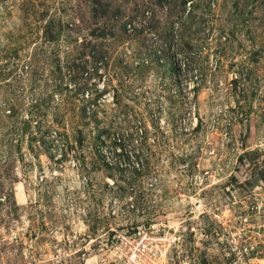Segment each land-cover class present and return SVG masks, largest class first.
<instances>
[{
	"label": "rangeland",
	"instance_id": "374dc122",
	"mask_svg": "<svg viewBox=\"0 0 264 264\" xmlns=\"http://www.w3.org/2000/svg\"><path fill=\"white\" fill-rule=\"evenodd\" d=\"M139 229L264 264V0H0V264H127Z\"/></svg>",
	"mask_w": 264,
	"mask_h": 264
},
{
	"label": "built area",
	"instance_id": "2783aa9c",
	"mask_svg": "<svg viewBox=\"0 0 264 264\" xmlns=\"http://www.w3.org/2000/svg\"><path fill=\"white\" fill-rule=\"evenodd\" d=\"M143 17L138 18L137 22L133 19L128 20L129 22L125 23V27L127 31H131L134 29L133 23H143L144 21L148 19L149 16V10L145 9L142 12ZM147 24V23H146ZM140 27L143 26V24L139 25ZM101 64V62H100ZM99 72L101 74L102 79L98 82L97 87L99 89L104 88V74L101 68H99ZM188 85H186L187 87ZM194 85H191L189 89H193ZM194 104H190L187 109V115L191 116L192 119V125L195 126L197 123V119L194 115ZM51 136L54 138V140L57 141V138L59 137L61 139V143L59 144L60 147H65L64 150H66V141L62 137L58 136L56 131H52ZM70 152H73L72 149H70ZM68 154V152H67ZM64 155V153H62ZM61 156V153L57 155ZM153 240V236L144 229H139L135 231L134 233L129 234L128 232H125L123 234L119 235V245L122 248L123 257L124 260L127 262V264H159L156 258L153 256V254L150 252V244Z\"/></svg>",
	"mask_w": 264,
	"mask_h": 264
},
{
	"label": "trees",
	"instance_id": "16d2710c",
	"mask_svg": "<svg viewBox=\"0 0 264 264\" xmlns=\"http://www.w3.org/2000/svg\"><path fill=\"white\" fill-rule=\"evenodd\" d=\"M234 180H235V177H231V180H230V182H234ZM110 234H113L112 232L110 233ZM117 240H118V237L116 236V237H113L112 238V241H113V243H116L117 242Z\"/></svg>",
	"mask_w": 264,
	"mask_h": 264
}]
</instances>
